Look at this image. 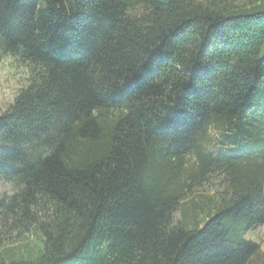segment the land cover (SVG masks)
<instances>
[{
  "label": "trees",
  "instance_id": "1",
  "mask_svg": "<svg viewBox=\"0 0 264 264\" xmlns=\"http://www.w3.org/2000/svg\"><path fill=\"white\" fill-rule=\"evenodd\" d=\"M0 54V264H264V0H0Z\"/></svg>",
  "mask_w": 264,
  "mask_h": 264
},
{
  "label": "rangeland",
  "instance_id": "2",
  "mask_svg": "<svg viewBox=\"0 0 264 264\" xmlns=\"http://www.w3.org/2000/svg\"><path fill=\"white\" fill-rule=\"evenodd\" d=\"M20 63L11 55L0 54V102L5 101L17 89L21 75ZM14 189L11 180L0 178V193L10 192ZM245 238L255 240L260 243L264 252V225L244 234ZM32 239H28L31 242Z\"/></svg>",
  "mask_w": 264,
  "mask_h": 264
}]
</instances>
